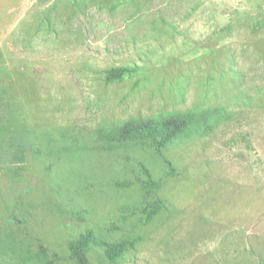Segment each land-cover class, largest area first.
<instances>
[{
  "label": "rangeland",
  "instance_id": "rangeland-1",
  "mask_svg": "<svg viewBox=\"0 0 264 264\" xmlns=\"http://www.w3.org/2000/svg\"><path fill=\"white\" fill-rule=\"evenodd\" d=\"M215 110L162 152L97 139ZM88 231V264H264V0H0V264H84Z\"/></svg>",
  "mask_w": 264,
  "mask_h": 264
},
{
  "label": "trees",
  "instance_id": "trees-1",
  "mask_svg": "<svg viewBox=\"0 0 264 264\" xmlns=\"http://www.w3.org/2000/svg\"><path fill=\"white\" fill-rule=\"evenodd\" d=\"M132 72H134L132 68L108 70L106 81L120 79L124 74ZM222 119L223 116L220 110H215L209 113L169 115L158 120L131 121L109 131L99 130L97 139L106 144L103 147V150L106 151H112L128 144H142L152 147L157 152H162L179 141L192 138L196 133H200V135L208 134ZM166 164L172 170L171 174L173 175L174 169L169 162H166ZM145 171L150 178V173L147 169ZM94 243L98 244V241H96L92 231L82 234L78 240L71 244V256L79 258L84 264H88L85 251L89 250ZM102 246L105 248L109 261L116 264L121 255L133 247V243L123 241L113 244L104 243Z\"/></svg>",
  "mask_w": 264,
  "mask_h": 264
}]
</instances>
